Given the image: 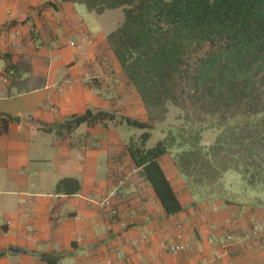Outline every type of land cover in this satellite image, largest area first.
Wrapping results in <instances>:
<instances>
[{
  "label": "crops",
  "instance_id": "1",
  "mask_svg": "<svg viewBox=\"0 0 264 264\" xmlns=\"http://www.w3.org/2000/svg\"><path fill=\"white\" fill-rule=\"evenodd\" d=\"M99 17L73 0H0V264H264V226L250 225L264 222V194L194 198L165 155L158 162L183 208L165 213L127 154L142 132L121 119L149 116L107 41L116 25ZM87 110L115 119L60 128ZM63 179L79 191L58 193ZM180 242L190 248L167 252Z\"/></svg>",
  "mask_w": 264,
  "mask_h": 264
},
{
  "label": "trees",
  "instance_id": "2",
  "mask_svg": "<svg viewBox=\"0 0 264 264\" xmlns=\"http://www.w3.org/2000/svg\"><path fill=\"white\" fill-rule=\"evenodd\" d=\"M98 16L120 11L107 41L148 112L149 123L122 118L142 130L125 145L167 215L183 210L158 160L170 154L192 197L234 199L224 176L244 181L239 194L264 193V0H73ZM169 106L183 113L169 145L146 144ZM87 110L60 128L113 121ZM216 130L213 144L202 133ZM172 131V130H170ZM78 181L61 180L58 193L75 194ZM241 192V193H240Z\"/></svg>",
  "mask_w": 264,
  "mask_h": 264
},
{
  "label": "rangeland",
  "instance_id": "3",
  "mask_svg": "<svg viewBox=\"0 0 264 264\" xmlns=\"http://www.w3.org/2000/svg\"><path fill=\"white\" fill-rule=\"evenodd\" d=\"M99 19L105 24L115 26L122 21V14L120 11H108L106 12V14L100 15ZM183 125V113L180 111V109L169 106V111L165 119L161 122H156L154 124V128L150 130L151 137L148 140L146 147L151 148L155 146L159 141H164L169 145L172 135H176V128H180ZM130 129L133 133L136 132L137 135L142 132V130L138 128L130 127ZM217 133L218 132L216 130H207L203 132L202 143L207 146L213 144L217 137ZM167 156L171 155L167 154ZM224 184L228 185V187L234 191L242 190L244 187V181L242 177L235 172L226 173V175L224 176ZM261 194L264 193L261 192Z\"/></svg>",
  "mask_w": 264,
  "mask_h": 264
},
{
  "label": "built area",
  "instance_id": "4",
  "mask_svg": "<svg viewBox=\"0 0 264 264\" xmlns=\"http://www.w3.org/2000/svg\"><path fill=\"white\" fill-rule=\"evenodd\" d=\"M77 42L78 41H76V40H70L68 42V45L70 47H77L78 46ZM92 77H93V75L86 74L84 76V79L89 80V79H92ZM4 81H5V79H4ZM134 172H136V171H133L132 174H134ZM129 179H130L129 176H123L121 178L116 179L115 185L112 186L108 195L99 204L103 207L110 206L112 200L117 198L120 195L122 188L126 185V183L128 182ZM111 214L116 216L118 214V212L116 210H112ZM250 222H251L250 225H251V232L252 233H256L262 226H264V222H261L256 218H252L250 220ZM146 238H147V236L145 234H143L142 236H140V238L138 240L133 242V245H137L139 243H142L143 241L146 240ZM231 241H232V235L231 234L226 235L225 236V243L228 244ZM189 248H190V246L188 244H184V243L180 242V243H177L174 245L167 246L166 250L168 253L173 254V253L180 252V251H186ZM107 264H109V262H107ZM199 264H211V261L203 260Z\"/></svg>",
  "mask_w": 264,
  "mask_h": 264
}]
</instances>
